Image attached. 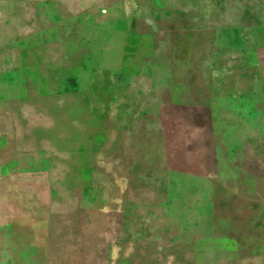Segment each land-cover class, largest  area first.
<instances>
[{
  "label": "crops",
  "instance_id": "0c3cea01",
  "mask_svg": "<svg viewBox=\"0 0 264 264\" xmlns=\"http://www.w3.org/2000/svg\"><path fill=\"white\" fill-rule=\"evenodd\" d=\"M144 71L164 77L153 103L191 91L199 113L245 119L264 143V0H0V264H55L62 246L72 263L105 264L78 247L93 231L108 243L109 197L80 201L93 178L125 182L143 163L124 140Z\"/></svg>",
  "mask_w": 264,
  "mask_h": 264
},
{
  "label": "rangeland",
  "instance_id": "374dc122",
  "mask_svg": "<svg viewBox=\"0 0 264 264\" xmlns=\"http://www.w3.org/2000/svg\"><path fill=\"white\" fill-rule=\"evenodd\" d=\"M137 79L135 105L141 119L124 142L141 145L143 163L127 169L125 182L93 178L80 203L87 209L95 197L108 195L103 232L108 243L93 231L92 242L78 247L81 253L90 257V252L102 251L105 264H264V143L252 138L249 121H214L199 113L191 91L187 103H174L169 96L163 104L158 91L153 103L152 83L163 75L144 71ZM97 133L94 128L87 147L100 145L102 134ZM108 137L110 145H117V136ZM139 171L154 178H142ZM144 218L155 221V229ZM84 220L88 223L90 217ZM61 235L67 243L69 230ZM57 256L55 264H88L72 263L63 246Z\"/></svg>",
  "mask_w": 264,
  "mask_h": 264
}]
</instances>
